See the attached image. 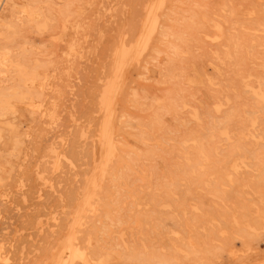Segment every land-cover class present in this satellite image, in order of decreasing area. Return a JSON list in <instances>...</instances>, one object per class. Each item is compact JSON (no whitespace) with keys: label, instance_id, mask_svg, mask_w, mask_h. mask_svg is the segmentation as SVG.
<instances>
[{"label":"rangeland","instance_id":"obj_1","mask_svg":"<svg viewBox=\"0 0 264 264\" xmlns=\"http://www.w3.org/2000/svg\"><path fill=\"white\" fill-rule=\"evenodd\" d=\"M15 1L43 83L2 111L0 264H264V0Z\"/></svg>","mask_w":264,"mask_h":264},{"label":"bare ground","instance_id":"obj_2","mask_svg":"<svg viewBox=\"0 0 264 264\" xmlns=\"http://www.w3.org/2000/svg\"><path fill=\"white\" fill-rule=\"evenodd\" d=\"M20 1V0H19ZM163 2H164V0H153V3H152V7H151V10L152 11H156V10H158V9H161L160 7L162 6V4H163ZM0 5L1 6H3L2 7V12H1V14L2 15H0V152L3 150V148L6 146V144L7 143H9V144H11V146H12V148L15 146H19L18 144H19V131H13V129H12V127L11 126H9L8 128L7 127H5V126H1L2 124H7L6 123V121L4 120V119H1V116H2V111L4 110V108H6L7 106H9V105H11L12 103L14 104V105H12V106H10V107H17L18 105H21V103H25L28 99H29V101H32V98H33V96H34V93H36L35 92V89H37L38 90V87H40V85H42V83H43V81H42V77H41V75H39V73H36V71L34 72V73H30L29 71H27L26 70V68H25V63H24V61H25V58H22L23 56L20 54V53H17V48H16V43H14V41H11V40H9L8 39V36H2L3 35V33H2V27L4 26V23L6 22V20H7V16H11V14L14 12V6H16L17 5V3H16V1L15 0H1L0 1ZM25 8V7H24ZM26 9V8H25ZM149 9V8H148ZM150 11V10H149ZM135 12V11H134ZM38 13H36V15H37ZM58 14V13H57ZM150 14H151V12H150ZM155 14V13H154ZM153 14V16L155 17V15ZM70 16V15H69ZM148 16V15H147ZM5 17V18H4ZM67 18V17H66ZM153 18V17H152ZM152 18H151V23H150V25H152ZM156 18H157V16H156ZM146 19H148V18H146ZM65 20V19H64ZM67 20V19H66ZM136 20V19H135ZM192 20V19H191ZM8 21V20H7ZM137 21V20H136ZM148 21V20H147ZM153 21H156V20H153ZM157 21H158V19H157ZM144 22V21H143ZM206 22V21H205ZM63 23V22H62ZM138 23V22H137ZM65 25H66V22L64 23ZM157 24V23H156ZM68 25V24H67ZM143 25V24H142ZM149 25V24H148ZM153 25H154V23H153ZM38 26H41V24L40 25H38ZM143 27V26H142ZM149 27V26H148ZM44 28V27H43ZM64 28V27H63ZM144 28V27H143ZM142 28V29H143ZM151 28V26L149 27V28H147L146 27V35L148 34L147 32H149V36H150V30L148 31V29H150ZM153 28V27H152ZM155 30V29H154ZM154 30H153V32H154ZM77 32V31H76ZM142 32V31H141ZM140 32V33H141ZM151 32H152V30H151ZM151 34H153V33H151ZM73 35V34H72ZM80 35V34H79ZM125 35V34H124ZM143 35V34H142ZM146 35H144V36H146ZM21 36V35H20ZM75 36V35H74ZM133 36V35H132ZM143 36V37H144ZM149 36H146L147 38H150ZM215 36V35H214ZM213 36V37H214ZM70 37H71V39L73 38V36H71V34H70ZM140 37V36H139ZM164 37V36H163ZM76 38L77 37H75V40H76ZM212 38V37H211ZM74 39V38H73ZM139 39V38H138ZM142 39V38H141ZM144 39H145V37H144ZM151 39V38H150ZM210 39V38H209ZM213 39V38H212ZM211 39V40H212ZM215 39V38H214ZM218 39H220V38H218ZM68 40V39H67ZM70 40V39H69ZM127 40V39H126ZM74 41V40H73ZM77 41V40H76ZM146 42V40H141L140 41V45H141V48H142V46H143V44H141V42ZM214 41V40H213ZM86 42V41H85ZM64 43V42H63ZM68 43V42H67ZM77 43V42H76ZM123 43V42H122ZM145 44V43H144ZM149 44V43H148ZM68 46H69V43L67 44ZM139 45V46H140ZM233 45H234V43H233ZM72 45H70V47H71ZM136 46V45H135ZM126 47V46H125ZM145 47V46H144ZM143 47V48H144ZM132 48V47H131ZM140 48V47H139ZM140 48V51L142 50ZM146 48H147V46H146ZM72 49V48H71ZM121 49H122V45H121ZM121 49H120V51H121ZM127 49V48H126ZM125 49V50H126ZM236 49V48H235ZM62 50V49H61ZM70 50V49H69ZM74 50V49H73ZM129 50V49H128ZM137 52H138V50H136ZM144 51V50H143ZM69 52V51H68ZM72 52V51H71ZM75 52V51H74ZM124 52V51H123ZM125 52H127V50L125 51ZM129 52V51H128ZM49 53V52H48ZM47 53V54H48ZM64 53V52H63ZM139 53V52H138ZM137 53V54H138ZM141 53H142V51H141ZM71 54V53H70ZM121 54V53H120ZM126 54V53H125ZM184 54V53H183ZM53 55V54H52ZM67 55V54H66ZM113 55V54H112ZM138 56V55H137ZM123 57V56H122ZM64 59V58H63ZM119 59H120V57H119ZM133 59H134V57H133ZM136 59V58H135ZM121 60V62H122V58L120 59ZM120 60H118V61H120ZM120 62V63H121ZM116 65H117V63H116ZM115 65V66H116ZM119 66H121L120 64H119ZM214 67V66H213ZM116 68V67H115ZM119 70V69H118ZM38 71V70H37ZM115 71V73L117 72L116 71V69L114 70ZM113 71V72H114ZM215 71H217L218 72V70H215ZM114 73V74H115ZM61 74V73H60ZM113 74V75H114ZM117 74V73H116ZM196 74V73H195ZM57 76V75H56ZM119 76V75H118ZM198 77H199V75H197ZM42 79H41V78ZM112 78V77H111ZM114 78V77H113ZM112 78V79H113ZM190 78H192V77H190ZM189 78V79H190ZM194 78V77H193ZM192 78V79H193ZM112 79H111V82H112ZM192 79H190V80H192ZM199 79V78H198ZM109 80H110V78H109ZM115 80V79H114ZM113 80V81H114ZM200 80V79H199ZM259 80V79H258ZM193 81V80H192ZM108 82V81H107ZM106 82V83H107ZM197 82V81H196ZM198 82H202V81H198ZM195 83V82H194ZM108 84H113V83H108ZM197 84V83H196ZM200 84H202V83H200ZM259 84V83H258ZM114 85H115V83H114ZM113 85V86H114ZM108 86V85H107ZM111 86V85H110ZM110 86H108V87H110ZM43 87V86H42ZM53 87V86H52ZM108 87L106 88V86H105V88L107 89V90H111V87L108 89ZM259 87H260V84H259ZM105 88H104V90H105ZM105 93L104 94H106V92L107 91H104ZM256 92V91H255ZM264 92V91H263ZM263 92H261V93H263ZM108 93L109 94H111V91L109 92L108 91ZM107 93V94H108ZM103 94V95H104ZM43 96V95H42ZM107 96L109 97V95H105V98L104 99H107L108 100V98H107ZM261 96V95H260ZM263 97H264V95H262ZM41 97V96H40ZM101 98H103V97H101ZM262 98V97H261ZM104 99L103 100H101V101H103L104 102V104H105V101H104ZM264 98H262V100H263ZM112 100V99H111ZM158 100V99H157ZM44 101V100H43ZM100 101V102H101ZM103 102H101V103H103ZM155 102V101H154ZM45 103V102H44ZM107 103H109V102H107ZM107 103L105 104V105H107ZM264 103V102H263ZM27 104V103H26ZM104 104H101V107H102V105H104ZM22 106H24V105H22ZM47 106V105H46ZM14 107V108H15ZM100 107V108H101ZM106 107V106H105ZM104 107V108H105ZM107 108H108V106H107ZM213 108V107H212ZM214 109V108H213ZM41 110V109H40ZM105 110V109H104ZM107 111H108V109H106ZM105 110V111H106ZM215 110V109H214ZM38 111V110H37ZM47 111V110H46ZM106 111V112H107ZM110 111V110H109ZM215 112V111H214ZM40 113V112H39ZM216 113V112H215ZM103 115H104V113H103ZM108 116H110V115H108ZM104 117H106L107 118V116H104ZM15 119H17V120H19V118L18 117H14ZM105 118V119H106ZM108 121V120H107ZM105 122H103L102 124H104ZM107 123V122H106ZM110 123V121L108 122V124ZM105 127H106V125H105ZM218 127H219V132H220V135L223 137V139H225V140H227V139H229V135H228V129H229V127H228V118H226V119H223L222 121H220L219 122V124H218ZM99 128V127H98ZM102 129V128H101ZM105 129V128H104ZM103 130V129H102ZM105 130H108V129H105ZM27 132V131H26ZM102 132V134H103V131H101ZM7 133V134H6ZM97 133V132H96ZM105 133H107V132H105ZM98 134V133H97ZM8 136V138L6 139V137ZM102 135L100 134V137H101ZM98 138V137H97ZM105 138H106V136H105ZM105 138L103 139V141L105 140ZM232 140V139H231ZM98 141H99V139H98ZM103 141H101V143L103 142ZM110 141V140H109ZM108 141V142H109ZM190 142H192V141H190ZM256 141L254 140V138H253V136L252 135H249L248 136V138H246V139H244L243 141H242V143L243 144H246V145H250V144H253V143H255ZM110 144H111V141L109 142ZM114 143H116V141L114 142ZM103 144V143H102ZM106 144H107V142H106ZM109 144V145H110ZM104 146H105V144H104ZM107 146V145H106ZM113 146H115L114 144H113ZM113 146H112V148H113ZM110 147V146H109ZM111 148V147H110ZM236 149H238L237 147H236ZM110 150V149H109ZM108 150V148H107V152L109 151ZM112 151H114V148L112 149ZM199 152H200V155L201 156H205V155H207L203 150L201 151L200 149H199ZM104 153H105V151H104ZM56 154V153H55ZM154 154H156V152L154 153ZM160 154V153H159ZM105 155V154H104ZM112 157H114V156H112ZM108 158V157H107ZM108 160V159H107ZM110 161H111V158H110ZM105 162V161H104ZM3 164V159L0 157V164ZM12 163V162H11ZM103 164V163H102ZM105 164H106V162H105ZM105 164L104 165H101V166H105ZM100 167V166H99ZM98 168V167H97ZM22 170H23V168H22ZM99 170H100V168H99ZM102 170H103V168H102ZM100 173H101V176H102V173H103V171H100ZM93 180V179H92ZM94 182H91V185L93 184ZM96 183V182H95ZM95 185V184H94ZM95 187H96V185H95ZM92 190V189H91ZM90 190V191H91ZM95 190H96V188H95ZM93 191V190H92ZM86 193V192H85ZM90 193V192H89ZM93 192H91L90 194H88V195H86L87 196V198L89 197L90 198V200L92 201V198L91 197H93V194H92ZM95 195V194H94ZM91 196V197H90ZM96 196H94V198H95ZM86 198V199H87ZM86 199H85V205H86ZM82 200H84V199H82ZM89 201V200H88ZM90 202V201H89ZM89 204V203H88ZM84 205V204H83ZM93 205V204H92ZM3 206V205H2ZM87 207H89L88 205H87ZM86 207V208H87ZM83 208V207H82ZM90 208V207H89ZM83 211V210H82ZM81 211V212H82ZM85 211V210H84ZM78 220V219H77ZM78 222H79V220H78ZM74 230V229H73ZM71 233V232H70ZM72 235H73V233H72ZM75 235H76V233H75ZM66 238H67V236H66ZM90 238V237H89ZM65 239V238H64ZM74 239H77V238H75L74 236H71V237H69V246H68V256L70 257V259L71 260H74V259H78V260H82V261H84L83 263H88L89 261H91L90 259H88L89 257L87 256V253H85L84 251H81L80 249H79V246L75 243L77 240H75V242H74ZM88 241V240H87ZM89 242V241H88ZM64 243V242H63ZM62 243V244H63ZM67 243V244H68ZM79 243V242H78ZM59 248H60V246H59ZM87 249V248H86ZM84 250V249H83ZM63 250H60V252H62ZM60 252H57V258H56V260L58 259V254L60 253ZM61 255V254H60ZM67 255V254H66ZM89 255V254H88ZM67 257V256H66ZM158 260V259H157ZM162 261V260H161ZM71 262H74V261H71ZM70 262V263H71Z\"/></svg>","mask_w":264,"mask_h":264}]
</instances>
